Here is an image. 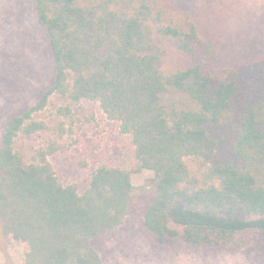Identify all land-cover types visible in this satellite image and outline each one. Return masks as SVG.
I'll return each instance as SVG.
<instances>
[{"label":"trees","instance_id":"trees-1","mask_svg":"<svg viewBox=\"0 0 264 264\" xmlns=\"http://www.w3.org/2000/svg\"><path fill=\"white\" fill-rule=\"evenodd\" d=\"M54 65L50 89L5 129L0 147V264H103L99 243L152 190L145 228L158 249L249 250L264 241V57L219 67L191 13L162 0H34ZM157 40L196 57L171 74ZM54 94L99 102L136 149L129 171L102 167L84 193L47 157L15 150ZM229 149L222 163L216 154ZM202 164L194 173L186 159ZM206 169L205 172H202Z\"/></svg>","mask_w":264,"mask_h":264},{"label":"rangeland","instance_id":"rangeland-1","mask_svg":"<svg viewBox=\"0 0 264 264\" xmlns=\"http://www.w3.org/2000/svg\"><path fill=\"white\" fill-rule=\"evenodd\" d=\"M162 1L193 15L201 35L216 46L219 67L246 72L264 57V0ZM157 41L167 74L197 60ZM53 76L50 44L38 24L34 0H0V147L7 124L37 106ZM27 124L39 129L30 136L21 133L15 142L16 152L28 163L44 154L60 183L75 186L80 193L102 167L129 171L137 165L133 138L122 133L121 123L109 119L99 102H75L68 94H54L47 107L34 113ZM228 152L219 151L216 162H224ZM186 161L200 174V162L193 158ZM151 193L139 192L124 225L99 243L103 264H264V241L241 251L202 252L185 246L158 249L145 228ZM0 243L4 244L1 221Z\"/></svg>","mask_w":264,"mask_h":264}]
</instances>
